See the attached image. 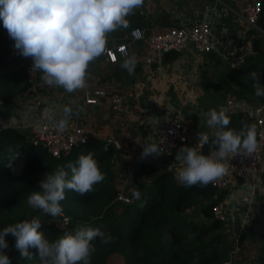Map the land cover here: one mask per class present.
<instances>
[{"label":"crops","instance_id":"obj_1","mask_svg":"<svg viewBox=\"0 0 264 264\" xmlns=\"http://www.w3.org/2000/svg\"><path fill=\"white\" fill-rule=\"evenodd\" d=\"M249 1L252 0H143L142 6L126 17L129 25L139 26L148 34L166 29L173 21L181 24L206 19L212 29L213 50L198 52L186 45L182 50L156 56L144 40L129 39L128 28L119 29L108 34L106 45L127 43L128 56L135 55L139 61L135 75L130 76L120 67L127 56L110 62L103 54L90 63L86 86L68 93L63 87L44 84L40 72L37 82H31L27 89L16 94L12 103L7 105L0 101V127L13 126L26 132L39 121L36 100L40 99L49 105L51 120L59 123L63 109L71 107L73 114L68 122L83 126L92 139L113 141L117 185L127 182L129 186L131 175L142 161L158 168H167L168 164L174 169L182 167L179 162L171 165L158 143L149 138L174 111H180L185 130L192 134L216 131L207 126L201 115L212 110L233 114L243 110L253 117L251 110L256 104L250 97L235 96L227 84L216 85L222 72L229 70L224 58L226 53L243 42L244 25L234 10ZM8 44L6 32L0 28V62L16 59L25 67L32 63L31 58H24ZM147 57L153 60L148 61ZM93 87L113 91L121 97V105L112 108L104 98L86 103L84 92ZM156 120L158 124L154 123ZM152 144L158 146L161 154L139 159L137 155L143 151V146ZM245 195L247 201L243 200ZM225 201L228 229L231 232V227H239L240 241L234 243L230 263L233 258H237L238 264L253 263L264 244V157L253 176L232 179Z\"/></svg>","mask_w":264,"mask_h":264},{"label":"trees","instance_id":"obj_2","mask_svg":"<svg viewBox=\"0 0 264 264\" xmlns=\"http://www.w3.org/2000/svg\"><path fill=\"white\" fill-rule=\"evenodd\" d=\"M172 23L179 24L176 21ZM257 24L259 29L250 27L247 30L253 39L254 51L245 56L239 68L222 72L216 82L219 86L227 84L235 96L250 97L256 105L264 102V96L255 95L256 82L250 74L255 72L260 86L264 88V6ZM133 26L129 25L128 30ZM0 28L8 33L2 20ZM124 29L127 28H120ZM30 85L23 64L16 59L0 62L1 102L7 105L12 103L14 96ZM226 115L230 118L227 127L236 132L254 125L247 111ZM214 133L208 134L209 143L200 150L205 155L215 151L211 145ZM103 143L101 139L88 137L85 143L74 146L67 155L55 157L41 145L33 143L30 128L25 132L13 126H1L0 230L42 216V210L33 209L27 203L31 193L42 191L38 187L40 180L44 179L46 173L58 167L66 168L80 155L90 153L98 162L105 179L84 196L66 190L65 199L60 202L63 214L57 218L62 220L67 217V221L58 223L55 219L44 218L38 229L50 242L66 233L74 234L76 227L82 225L99 228L113 237L109 243H101L99 239L93 242L95 251L90 264H106L108 255L113 252L120 254L126 264H225V261H231L234 237L230 238L232 235L225 220L213 215L216 202L226 203L228 188L216 190L210 184L205 187L184 186L175 179L177 169L169 171L147 161H142L128 178L131 182L129 186H126L127 182L117 185V174L113 168L115 148L110 144L105 150ZM183 146L190 145L179 143L176 146L170 157L171 165L177 162L176 152ZM9 159L13 162L11 167ZM133 190L140 193V199L133 198ZM120 191L127 193L129 201L117 199ZM5 240L8 247L4 251L10 257L11 264H40L37 248H29L33 254L29 260L22 257L15 247L13 235H6ZM234 259L231 264H235ZM249 264H264V244L257 260Z\"/></svg>","mask_w":264,"mask_h":264},{"label":"clouds","instance_id":"obj_3","mask_svg":"<svg viewBox=\"0 0 264 264\" xmlns=\"http://www.w3.org/2000/svg\"><path fill=\"white\" fill-rule=\"evenodd\" d=\"M142 4L143 0H0V20L14 41L15 50L24 58H31L32 72L39 70L44 84L63 87L72 93L86 86L87 69L105 53L108 34L128 28L126 17ZM138 62L135 55L127 56L120 67L130 76L135 75ZM250 75L256 82L255 95L264 96L257 74ZM72 114L71 107L63 109V119L57 125L60 130L67 126ZM201 115L209 128L216 129L211 140L215 151L205 155L197 147L183 146L176 152L175 160L182 167L176 170L175 179L188 187H205L215 182L228 171L225 161L238 155L250 157L258 149L254 125L236 132L227 127L230 118L223 110ZM158 122L154 121L155 124ZM197 143L202 147L209 143V137L198 134ZM160 154L158 146L152 144L143 146L141 157ZM12 163L9 159L10 167ZM66 168L58 167L44 175L38 186L42 191L31 193L27 200L33 209L42 210L53 218L60 217L63 214L60 202L65 199L66 190L84 196L105 179L90 153L80 155ZM168 170L172 171L171 166ZM132 196L140 199L138 191L133 190ZM40 228L41 220L33 217L0 230V264H11L4 251L8 247L5 240L8 234L15 237V247L22 257L31 260L33 254L29 248H37L40 264H90L95 251L93 242L97 239L101 243L113 240L110 234L99 228L78 225L74 234L66 233L50 242L38 231Z\"/></svg>","mask_w":264,"mask_h":264},{"label":"built area","instance_id":"obj_4","mask_svg":"<svg viewBox=\"0 0 264 264\" xmlns=\"http://www.w3.org/2000/svg\"><path fill=\"white\" fill-rule=\"evenodd\" d=\"M264 6V0H252L243 5L241 9H235L234 13L244 27L242 29L243 42L241 46L231 47L225 55L228 68L230 70L237 69L245 60V56L254 51L253 39L247 30L252 28L259 29L257 19ZM129 39H141L147 43L152 55L161 56L168 51L182 50L186 45H191L198 52H210L214 48L212 29L210 23L206 19H201L189 23H181L179 25H171L164 30L149 32L148 34L139 27L134 26L128 31ZM9 41V48H14V41L6 33ZM129 54V48L126 42L117 43L114 46L106 45L105 58L110 62L117 61L119 57L125 58ZM148 61L153 60L147 57ZM32 63L26 65V72L31 82H37L39 78V70L32 72ZM86 103H96L101 99H106L110 102L112 108H117L121 105V97L113 91H108L103 87H93L86 89L83 95ZM39 106V121L30 127V137L33 143L44 147L49 153L55 157L67 155L74 146L83 144L87 141L89 134L85 128L75 122H68L67 126L60 130L58 123L49 118V105L45 104L40 99L36 100ZM175 112V111H174ZM172 113L149 138L156 141L166 159L172 163L170 157L174 149L179 143H188L192 147L198 145V134L207 135V133H189L185 130L181 120L180 111ZM253 121L258 141V149L252 156L238 155L231 160L225 161L228 169L227 173L218 178L215 182L209 183L216 190L228 188L232 179L236 177L248 178L253 176L261 160L264 157V102L254 105L252 110ZM113 141L108 139L104 141L103 147L107 148ZM204 145V144H203ZM142 153V152H141ZM141 153L137 155L142 158ZM117 199L129 201V197L124 192L117 194ZM243 200L247 201L248 197L243 196ZM213 215L220 220H226V203L216 202L213 205ZM67 221V217L63 218V223ZM230 261H225L228 264Z\"/></svg>","mask_w":264,"mask_h":264},{"label":"rangeland","instance_id":"obj_5","mask_svg":"<svg viewBox=\"0 0 264 264\" xmlns=\"http://www.w3.org/2000/svg\"><path fill=\"white\" fill-rule=\"evenodd\" d=\"M107 90V89H106ZM169 165V164H168ZM167 165V168L170 166H168ZM172 169H174V168H172ZM127 194V193H126ZM38 219H40V220H43L44 218H46V219H48V220H52V219H55V221L56 222H58V223H62V221H63V219L62 220H60L59 218H53V217H51V216H49V215H47V214H44L43 213V215L42 216H38L37 217ZM198 218H200V219H205L204 217H202V216H198ZM239 230V227H231V235H232V237H234V241H233V245H234V243L235 244H238L239 243V239H238V236H239V232H237ZM230 237V236H229ZM232 237H230V238H232ZM234 255V254H233ZM232 255V256H233ZM235 255H237V254H235ZM238 257V256H237ZM234 263L235 264H238V262H237V258L236 259H234ZM106 264H126L125 263V261H124V259H123V257L120 255V254H117L116 252H113V253H111V254H109L108 255V257H107V259H106ZM228 264H231L230 262L228 263Z\"/></svg>","mask_w":264,"mask_h":264}]
</instances>
